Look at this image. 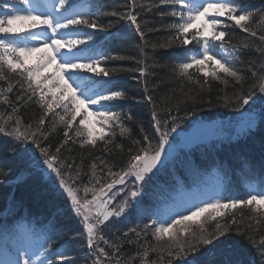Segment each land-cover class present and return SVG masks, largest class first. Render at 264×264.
Instances as JSON below:
<instances>
[{
  "label": "snow or ice",
  "instance_id": "6c2138e0",
  "mask_svg": "<svg viewBox=\"0 0 264 264\" xmlns=\"http://www.w3.org/2000/svg\"><path fill=\"white\" fill-rule=\"evenodd\" d=\"M160 4L170 9L160 15L170 16L175 22L163 26L171 35L165 43L156 44L145 37L158 29L149 27V21L138 22V16L159 8V4L129 0L119 6L127 10L117 12L106 10L100 0H0V82H6L0 83V107L4 109L0 111V135L13 141L7 151L26 160L29 167L41 170L66 193L67 208L83 228L77 235L85 240L88 251L82 259L89 264H134L137 259L139 264H212L209 258L216 255L215 243H222L230 233L254 251L256 258L249 264H264V177L247 180L243 198L229 193L224 179L217 177L211 190L193 197L177 198L171 203L165 200L154 209L143 203L146 183L153 170L162 168L169 159L166 149L172 147V133L196 110L200 93L181 90L182 98L176 104L158 108L145 82L144 100L150 105L149 126L154 132L149 135L143 122L136 120L140 132L136 138L127 123L135 118L129 111L119 110L131 97L124 90H115L119 74L134 69L103 66L109 60L129 58L107 55L102 46L87 43L93 40L89 29L105 33L106 41L118 36L112 32L115 24L100 22L102 17L113 16L139 35L142 53L147 47L181 48L182 54L174 58L172 75L209 92L210 81L225 88L231 85L233 92L229 95L225 91L222 103L240 112V130L246 131L258 119L264 120V62L258 68L249 64L254 83L245 89L247 77L238 66L243 63L238 52L250 45L233 44L229 30L238 26L256 37L257 31L250 23L255 17L260 21L257 27L264 32V2L257 10H248L241 0H160ZM136 8L140 12H135ZM259 40L264 42V34ZM190 44L193 48L184 47ZM260 51L264 55V49ZM146 60L145 54L135 69L142 77L149 74ZM14 89L15 101L10 99ZM29 104H35L39 114L29 116L25 123L20 111ZM250 104H259L260 111L245 107ZM181 111L183 116L179 115ZM58 129L63 140L53 150L47 141ZM117 135L131 145L127 164L117 171H113V164L95 157L88 175L83 172V157L76 164L72 156H62L61 149L70 141L92 149L99 141L102 152H123ZM28 143L34 147H22ZM5 174L0 171V175ZM82 174L87 175V184L80 182ZM21 178L18 176L16 182ZM130 178L134 180L128 185ZM117 185L121 187L113 191ZM121 193L123 197L116 202ZM132 213L138 219L148 216L150 222L136 223L115 239L106 238L103 228L108 223L128 221ZM125 244L135 245L137 251L125 254ZM209 245L213 246L211 250L197 256ZM234 246L239 247V242L224 245L229 251ZM52 248L48 232L28 229L0 244V264H76V258L66 255L67 245L50 251ZM153 253L155 258L149 259ZM219 264L243 262L224 260Z\"/></svg>",
  "mask_w": 264,
  "mask_h": 264
},
{
  "label": "trees",
  "instance_id": "16d2710c",
  "mask_svg": "<svg viewBox=\"0 0 264 264\" xmlns=\"http://www.w3.org/2000/svg\"><path fill=\"white\" fill-rule=\"evenodd\" d=\"M83 0H80L82 2ZM264 0H246L248 9L257 10L261 7V3ZM129 0H100V3L106 10H115L117 12L126 11L127 8L119 7L125 5ZM138 3L148 4H159V8H153L151 12L146 15L138 16V22L141 20L149 21V27L158 29V31H152L147 33L146 39L150 43L162 44L165 43L168 36L171 35L169 31L165 29L166 25L175 22V19L170 16H161V12H169L170 9L165 5L160 4V0H138ZM135 12H140V8H136ZM112 22L115 26L121 24L122 21L117 22V17L105 16L101 23L107 24ZM251 26L257 31V36L252 37L249 33H244L239 27L231 28L230 35L232 37V43L235 45H243L248 43L250 46L247 49H243L238 52V56L242 64L238 65L241 67L247 77L244 88L247 89L252 86L254 79L251 76L249 70V64H253L258 68L261 62H264V55L261 54L260 49H264V42L259 40V36L264 34L261 32L257 25L260 21L254 17L253 21L250 22ZM124 27L119 39L121 51L118 55L128 57L129 59L124 60H109L110 66L106 68H129L134 69L131 72H122L116 81L118 90H124L131 99L124 101L125 104H129L132 111L133 117L135 118L132 122H127L128 126L132 129L133 134L136 138H139V126L136 120L143 122L145 131L152 135L154 129L150 128V105H148L144 97L146 93L143 90V84L146 82L149 89L152 91L148 94H152L157 102V106L163 107L168 105H174L179 99L182 98L183 93H191L195 95L197 92L200 95L197 99L200 101L196 105V110L191 113L187 118H199L206 119L207 117L220 116L224 117L230 115L236 111L234 106L225 107L222 103L224 92L227 91L229 95L232 94L233 88L229 85L225 88L224 85L219 82H211V91H207L205 88L201 90L197 85L190 84L182 79H178L172 75V65L174 58L182 54L181 48H144L143 53L141 52V46L143 44L139 35L132 31L126 26L125 22L121 26ZM143 30V28H142ZM93 37L97 36L99 31H92ZM102 33V32H101ZM227 38V37H226ZM190 49V45L184 46ZM147 56V64L149 65L147 76H141L139 71H135L140 65L137 64L138 60ZM134 58V59H132ZM14 79V78H13ZM6 83V82H0ZM18 87V86H17ZM15 92L10 94V99L15 101ZM163 100V104L161 101ZM209 100L211 103L209 104ZM181 107H185L181 105ZM261 107V106H260ZM3 107H0V111H3ZM10 111V109H9ZM39 114V109L35 104H29L21 108L20 115L25 118L24 122L28 123L29 116H35ZM183 116V111L179 113ZM79 120V117H78ZM117 142L124 146V151L121 152L119 149H115L111 154L101 151V143L98 141L95 149L88 146L81 148L78 143L73 144L71 141L65 148L61 149L62 156H72L75 158L76 164H80L81 157H83V172L90 175L89 166L95 159V157H102L104 160L113 164V171H116L120 167L127 164L128 152L127 149L130 147V141L117 135ZM63 140L62 132L58 129L54 133L47 143L52 145L53 150ZM9 144L0 143V150L4 156L9 158L7 162L0 168V171L6 173L0 175V179L4 180L5 183L0 184V230L7 229L14 219L18 218L21 213H26L31 222L37 221L38 224L42 225L46 232L52 233L53 235V248H61L62 245H67L68 256L76 258V264H89V261L82 259L85 253L88 251L85 240L82 236H78V233L82 232L79 222L73 218V212L67 208L66 195L64 193L56 194L57 191L53 190V186L41 180L39 177L25 174L22 176L20 182H14L16 173L20 169H27L24 159L20 156H13L10 151H7ZM246 153L253 157L260 156L264 160V120L258 121V123L251 128L239 141L235 144L232 149V153ZM256 159V158H253ZM71 162V161H69ZM258 163V162H257ZM29 169L26 170V172ZM257 173V172H256ZM232 177V173L230 174ZM264 177V169L261 172V176ZM103 181V180H102ZM84 184L88 183L87 175H81V181ZM65 195V196H64ZM83 195V193H81ZM88 197H91L89 193ZM72 214V215H71ZM247 215V210H245ZM129 224L128 221H124ZM121 222L119 223H108L107 227L103 228L104 234L108 239H115L116 236H120L126 229V225ZM131 225V226H129ZM127 227H132V223ZM75 237V238H73ZM258 238V237H257ZM148 239L151 241L152 238L149 236ZM233 243L234 245L239 242V247L243 249V252L250 257L256 258V255L252 248L247 245V242L242 241V238L238 237L235 233H230L226 238H222V243L217 245H225L226 243ZM215 243V242H214ZM213 246H207L210 250ZM122 251L125 254H133L137 251L135 245L125 244ZM155 254H151L149 259H154ZM134 264H139V260L134 261Z\"/></svg>",
  "mask_w": 264,
  "mask_h": 264
},
{
  "label": "bare ground",
  "instance_id": "6f19581e",
  "mask_svg": "<svg viewBox=\"0 0 264 264\" xmlns=\"http://www.w3.org/2000/svg\"><path fill=\"white\" fill-rule=\"evenodd\" d=\"M233 160L236 163V167L234 171L237 169L239 165H244L250 167V169L258 174H261L262 170L264 169V160L260 156L253 157L250 154H237L233 153ZM256 158V159H253ZM258 162V163H257Z\"/></svg>",
  "mask_w": 264,
  "mask_h": 264
},
{
  "label": "rangeland",
  "instance_id": "374dc122",
  "mask_svg": "<svg viewBox=\"0 0 264 264\" xmlns=\"http://www.w3.org/2000/svg\"><path fill=\"white\" fill-rule=\"evenodd\" d=\"M246 108H248V107H253V105H249V106H245ZM232 113H234L232 116H231V118H227V119H225V121H224V123H223V131L225 132V133H229V134H234V132H242L241 130H240V112H238V111H234V112H232ZM230 121V122H229ZM174 139L172 140L171 139V141L174 143V145L172 144V147L171 148H168V149H170V150H172V151H170L171 153H173V154H175L176 153V150H174V148H175V143L176 142H178V140L175 138V137H173ZM171 142V143H172ZM22 232H24V230L22 229V227L21 228H19V234L18 235H20ZM10 236L11 235H9V240H10Z\"/></svg>",
  "mask_w": 264,
  "mask_h": 264
}]
</instances>
